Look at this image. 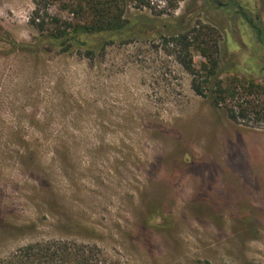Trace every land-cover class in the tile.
<instances>
[{
	"label": "rangeland",
	"instance_id": "374dc122",
	"mask_svg": "<svg viewBox=\"0 0 264 264\" xmlns=\"http://www.w3.org/2000/svg\"><path fill=\"white\" fill-rule=\"evenodd\" d=\"M145 1L121 0L126 27L88 54L33 24L71 20L75 0H0V260L58 237L128 264H264V128L211 91L264 80V45L226 5L264 22V0ZM199 29L220 47L205 95L171 41L190 36L198 69Z\"/></svg>",
	"mask_w": 264,
	"mask_h": 264
},
{
	"label": "trees",
	"instance_id": "16d2710c",
	"mask_svg": "<svg viewBox=\"0 0 264 264\" xmlns=\"http://www.w3.org/2000/svg\"><path fill=\"white\" fill-rule=\"evenodd\" d=\"M72 7L73 18L62 19L57 16L40 18L35 11L33 24L42 33L43 42L63 50L85 48L93 54L100 44L89 41L91 37L107 36L126 27L120 7L121 0H75ZM145 3V0H139ZM39 5L40 0H35ZM236 7L235 11L243 17L256 36L260 45H264V22L258 14L243 6L240 2L226 5ZM223 5V3H220ZM39 19V21H37ZM197 39L196 49L205 61L197 69L192 58L193 43L188 34L173 37L180 46V60L183 66L195 76L193 88L197 94L205 95L203 87L196 79L197 74H204L207 79L217 76L219 69L220 47L215 37L201 29L194 30ZM105 39V37L103 38ZM24 47L23 45H19ZM103 46V45H102ZM213 101L216 106H224L229 118L238 123L251 122L254 126L264 128V80L245 79L229 84L217 81L211 85ZM0 264H128L119 253L113 254L101 246L63 238L36 240L19 246L0 260Z\"/></svg>",
	"mask_w": 264,
	"mask_h": 264
}]
</instances>
